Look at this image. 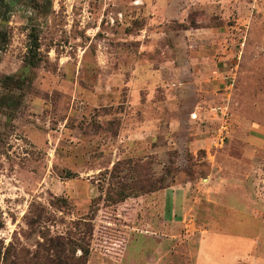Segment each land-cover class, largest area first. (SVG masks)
<instances>
[{"label":"rangeland","instance_id":"obj_1","mask_svg":"<svg viewBox=\"0 0 264 264\" xmlns=\"http://www.w3.org/2000/svg\"><path fill=\"white\" fill-rule=\"evenodd\" d=\"M66 263L264 264V0H0V264Z\"/></svg>","mask_w":264,"mask_h":264},{"label":"trees","instance_id":"obj_2","mask_svg":"<svg viewBox=\"0 0 264 264\" xmlns=\"http://www.w3.org/2000/svg\"><path fill=\"white\" fill-rule=\"evenodd\" d=\"M35 45H36V42H35ZM69 244H71V243H66V244L57 243L56 245H53V247H54V250H58L61 245L68 248ZM76 248H77V250H79L81 252L82 255H84V253H86V251L83 248L78 247V246H76ZM65 260H67V259H65Z\"/></svg>","mask_w":264,"mask_h":264}]
</instances>
